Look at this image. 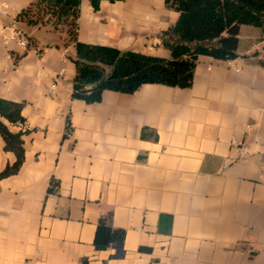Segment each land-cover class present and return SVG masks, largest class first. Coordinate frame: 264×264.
I'll return each instance as SVG.
<instances>
[{
    "label": "crops",
    "instance_id": "0c3cea01",
    "mask_svg": "<svg viewBox=\"0 0 264 264\" xmlns=\"http://www.w3.org/2000/svg\"><path fill=\"white\" fill-rule=\"evenodd\" d=\"M33 1L0 0V98L25 119L5 122L24 133L25 162L0 180V264H264L261 29L240 28V72L200 57L189 89L145 84L88 105L72 98L66 33L16 23ZM177 16L165 0L84 1L78 39L170 58L159 34ZM16 24L33 47L12 39ZM5 146L0 173L17 160Z\"/></svg>",
    "mask_w": 264,
    "mask_h": 264
},
{
    "label": "trees",
    "instance_id": "16d2710c",
    "mask_svg": "<svg viewBox=\"0 0 264 264\" xmlns=\"http://www.w3.org/2000/svg\"><path fill=\"white\" fill-rule=\"evenodd\" d=\"M84 1H88L94 11H99L104 2L114 4L125 0H34L15 21L66 33V45L73 44L76 50L71 58L76 67L72 98L88 105L100 103L105 91L131 95L145 84L191 88L200 57L220 61L238 59L243 25L261 29L264 40V0H165L166 7L178 15L175 23L159 34L161 45L170 52V58L83 43L78 39V30ZM16 30L24 35L17 24ZM27 40L28 46L35 44L31 37ZM23 108L24 103L0 98V136L6 143L5 150L14 153L17 159L0 173V180L17 175L25 162L24 133L12 132L5 123L10 126L24 124ZM69 133L68 125L66 135ZM142 136L146 137L145 129ZM105 225L101 219L95 240L97 250L108 246L100 242ZM108 231L109 240L114 236L122 237L120 232L114 235Z\"/></svg>",
    "mask_w": 264,
    "mask_h": 264
},
{
    "label": "built area",
    "instance_id": "2783aa9c",
    "mask_svg": "<svg viewBox=\"0 0 264 264\" xmlns=\"http://www.w3.org/2000/svg\"><path fill=\"white\" fill-rule=\"evenodd\" d=\"M13 40H16L17 43L19 44L20 47H22V49L27 50L29 48L28 46V41L27 39L24 38V35L18 31V30H14L13 36H12ZM264 43V40H263ZM224 63L226 64V66L229 69H232L236 72H240L243 70V65L241 64H236V62L234 60H228V61H224ZM56 85H53L51 90H50V94L52 95L54 92ZM24 124H17L16 126L18 127H23ZM250 127H248L249 129ZM233 147H237L242 158L247 157L249 155L248 151L245 149L243 143L237 142L235 141L233 144Z\"/></svg>",
    "mask_w": 264,
    "mask_h": 264
},
{
    "label": "rangeland",
    "instance_id": "374dc122",
    "mask_svg": "<svg viewBox=\"0 0 264 264\" xmlns=\"http://www.w3.org/2000/svg\"><path fill=\"white\" fill-rule=\"evenodd\" d=\"M31 47H33V46H31Z\"/></svg>",
    "mask_w": 264,
    "mask_h": 264
}]
</instances>
